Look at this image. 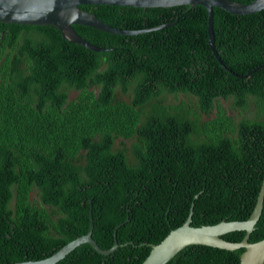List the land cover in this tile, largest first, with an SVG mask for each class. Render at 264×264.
<instances>
[{
    "label": "trees",
    "instance_id": "trees-1",
    "mask_svg": "<svg viewBox=\"0 0 264 264\" xmlns=\"http://www.w3.org/2000/svg\"><path fill=\"white\" fill-rule=\"evenodd\" d=\"M79 8L117 29L173 25L133 36L73 26L109 49L94 53L50 25L0 23V264L50 256L87 234L90 215L102 250L122 224L119 248L105 257L84 244L57 264H141L192 203L195 227L247 220L264 179V118L235 123L219 107L200 124L162 96L190 94L205 115L218 99L245 109L252 98L264 113V10L213 9L215 49L239 78L210 50L202 6ZM118 87L124 94L132 87L130 102L116 99ZM116 139L130 143L132 160L114 150ZM262 239L264 205L249 242ZM243 252L192 245L167 264H239Z\"/></svg>",
    "mask_w": 264,
    "mask_h": 264
},
{
    "label": "water",
    "instance_id": "water-1",
    "mask_svg": "<svg viewBox=\"0 0 264 264\" xmlns=\"http://www.w3.org/2000/svg\"><path fill=\"white\" fill-rule=\"evenodd\" d=\"M100 5L142 9L182 6L204 7L207 12V36L210 50L222 69L231 73L232 76H236V74L223 65L215 49L213 9L218 8L236 16L250 15L264 10V0H252L248 4L236 3L230 0H0V23L27 26L50 25L58 29L62 38L68 40L69 43L83 46L94 53L106 52L109 49L98 48L86 42L75 32L73 26L81 25L109 34L133 36L173 25V23L164 24L153 29L138 31L117 29L101 21L95 15L79 8L80 6ZM258 68L260 66L254 68L246 76H249ZM236 77L242 78L240 76ZM200 194L201 192L196 194L194 199H197ZM263 205L264 179L252 213L245 221H222L215 225L192 226L194 208V203H192L187 218L180 227L171 230L159 244L148 245L150 248L149 254L141 264H167L180 251L192 245L208 246L226 251L244 249V252L240 255L239 264H264V239L255 243L249 242L250 235L255 230V226L261 217ZM89 218L90 225L86 235L69 242L48 258L37 261L16 262L14 264H57L73 250L84 244L89 245L101 256L107 257L113 254L119 248L116 241V231L122 224L114 230L113 246L107 250H102L92 239L93 223L91 215ZM235 231L245 232V236L240 242H230L222 238L224 235ZM126 245L127 243L122 246Z\"/></svg>",
    "mask_w": 264,
    "mask_h": 264
},
{
    "label": "rangeland",
    "instance_id": "rangeland-1",
    "mask_svg": "<svg viewBox=\"0 0 264 264\" xmlns=\"http://www.w3.org/2000/svg\"><path fill=\"white\" fill-rule=\"evenodd\" d=\"M96 91V90H95ZM77 93L73 90L69 95V99L73 100L76 97ZM115 97L117 100H121L124 102H130L133 96L132 87L129 88V92L124 94L121 92L120 87L116 88ZM162 99L165 104L171 105L173 107H182L183 110L188 111L191 115V118H198L199 123L203 124L204 122L212 121L219 113V107L222 108L224 113L231 117L235 123L241 120H257L259 118H264V113L262 112L261 108L252 98L249 99L247 107L245 109H241L234 105L233 99L230 98L228 100L218 99L214 104V109L211 111L210 114L205 115L201 113L199 108L197 107V99L187 93H177V94H164ZM146 111L148 109H145ZM200 140L204 139V136L199 137ZM124 149L126 154L130 160L133 157V150L130 146V143L125 142L122 146L120 140L116 139L114 142V150ZM36 194L32 193L30 195L31 200H35ZM13 205V202L10 206Z\"/></svg>",
    "mask_w": 264,
    "mask_h": 264
},
{
    "label": "flooded vegetation",
    "instance_id": "flooded-vegetation-1",
    "mask_svg": "<svg viewBox=\"0 0 264 264\" xmlns=\"http://www.w3.org/2000/svg\"><path fill=\"white\" fill-rule=\"evenodd\" d=\"M71 99H72V98H71ZM71 99H68V100L70 101ZM32 193H33V192H32ZM32 193H31V194H32ZM56 252H57V251H56ZM54 253H55V252H54ZM54 253H53V254H54ZM53 254H51V255H53ZM51 255H50V256H51ZM68 255H69V254H68ZM68 255H67V256H68ZM50 256H48V257H50ZM67 256H66V257H67ZM48 257H46V258H48ZM66 257H65L63 260H66V261H67ZM44 259H45V258H44ZM41 260H43V259H41ZM63 260H61V261H63ZM58 263H59V262H58Z\"/></svg>",
    "mask_w": 264,
    "mask_h": 264
},
{
    "label": "clouds",
    "instance_id": "clouds-1",
    "mask_svg": "<svg viewBox=\"0 0 264 264\" xmlns=\"http://www.w3.org/2000/svg\"><path fill=\"white\" fill-rule=\"evenodd\" d=\"M73 91V90H72ZM128 92H129V90H128ZM70 93H71V91L69 92V94H68V99H69V95H70ZM168 95H172V94H168ZM198 194V193H197ZM128 220H126V222H127Z\"/></svg>",
    "mask_w": 264,
    "mask_h": 264
}]
</instances>
